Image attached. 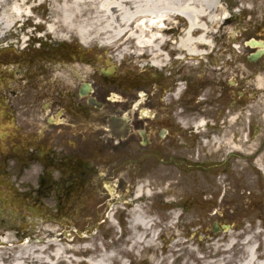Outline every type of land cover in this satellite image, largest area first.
<instances>
[{"label": "flooded vegetation", "instance_id": "1", "mask_svg": "<svg viewBox=\"0 0 264 264\" xmlns=\"http://www.w3.org/2000/svg\"><path fill=\"white\" fill-rule=\"evenodd\" d=\"M229 16L212 49L190 58L174 51L183 29L174 20L160 66L76 36L33 38L18 57L1 48L0 228L19 239L42 224L74 228L108 196H135L141 180L201 173L211 186L235 168L243 157L227 152L239 139L229 121L238 129L241 116L264 118V36L252 47L244 30L225 31L241 19ZM262 144L250 160L264 155Z\"/></svg>", "mask_w": 264, "mask_h": 264}, {"label": "rangeland", "instance_id": "2", "mask_svg": "<svg viewBox=\"0 0 264 264\" xmlns=\"http://www.w3.org/2000/svg\"><path fill=\"white\" fill-rule=\"evenodd\" d=\"M224 3L230 8L231 18L236 11L241 18L226 27L225 31L234 32L235 28L244 30L247 42L253 39L256 33H261L260 38L264 36V0H225ZM250 7L256 8L255 13H258L250 14ZM62 8L63 4L57 3L39 7L33 11L34 20L27 24L26 28L30 31V35L27 36L28 41L24 45L29 44L34 37L45 38V30L48 26L56 23L54 20L62 18L58 14ZM68 9H71V12H78L75 26L83 23L88 29L97 31L106 29L103 18L92 17H95L99 10L95 2H89L82 7L68 6ZM244 9L248 11L242 13ZM97 19L100 20L95 22ZM58 30L67 31L62 28ZM21 33H24L22 28ZM17 41V37L8 38L1 42V47L7 45L9 48V42ZM101 50L104 52L107 49L101 48ZM23 51L25 50L22 46H17L9 53L18 57ZM127 54L132 52L129 51ZM261 77L264 78V74ZM233 90L231 88V91ZM234 98L230 94V102ZM229 115L237 116L238 111H231ZM241 118L242 122H239L238 129L234 119L229 121L231 130L238 132L239 139L235 142L229 141L226 149L229 154H237L243 159L237 162L234 160L235 168H232L229 173L225 172L217 179L211 177L213 185L206 184L208 179L200 177L201 173H198L197 179H187L182 176L179 181L159 182L160 180L156 178L148 183L147 180H141L138 183L143 188L145 198L140 202L142 214L153 221L152 230L158 233L155 238L158 246L155 248L142 244L132 248L134 233L132 234L130 226L135 216L131 205L134 203V196L128 194L119 198L97 196L95 201H103L104 198L108 200L100 208L97 205L86 209L83 213L85 217H81L74 228L42 224L31 236L19 241L13 231L1 227L0 238L8 232L10 234L7 237L11 239L10 242L2 244V246L8 245L3 249L2 257L5 261L3 264H11L20 249L19 245L27 240L32 247L47 246L43 255L52 257L53 261L56 259L55 254L59 253L60 264H96L97 261L106 264H157V262L159 264H208V261H214L223 253H228L221 249V251H214L218 253L216 255L211 251V247L217 240L228 238L231 232L237 236L240 245L248 237L258 239L255 241L259 244H255L262 248L260 242L264 238V172L260 170L257 162L260 161L264 167V155H260L258 161L255 159L252 161L249 158L253 157L256 150L263 145L264 118L255 122L256 127L253 126L255 123L251 122V116L250 121L247 120L248 117L244 119L241 116ZM229 135L233 137V133ZM260 184L262 186L259 188ZM160 185L164 186L159 187ZM174 185L178 188L170 189ZM145 188L150 189L148 190L150 195L146 194ZM103 208H107L104 210L105 213ZM215 224L219 227L217 233L214 232ZM171 225L173 228H170ZM223 225H232L231 231L222 230ZM225 239L223 244L226 242ZM176 242L179 244L175 246L174 251L173 246ZM222 247L225 248V246ZM259 251L264 252L262 249ZM240 252L242 250L237 247L234 251L235 257H238Z\"/></svg>", "mask_w": 264, "mask_h": 264}, {"label": "bare ground", "instance_id": "3", "mask_svg": "<svg viewBox=\"0 0 264 264\" xmlns=\"http://www.w3.org/2000/svg\"><path fill=\"white\" fill-rule=\"evenodd\" d=\"M224 1L225 0H0V49L2 48L3 51L6 52L7 50L13 51L17 46H23L25 44V39L30 35V31L26 28L27 24L34 20L32 12L42 6L60 3L63 4V8L58 14L62 18H58L56 21L54 20L57 24L53 23L48 26L47 30H45V37H52L54 40H68L76 36L84 44L98 42L103 47L116 49L117 58H123L132 48L134 49V57L138 62L143 63L144 59L148 57L150 64L160 66L161 62L168 60L167 54L161 51V47L169 43V29L166 27L169 26L170 23H173L174 20L181 19L183 26L180 32L181 37L175 43L176 47L174 51H185L190 58L192 56H201L206 53L205 51L199 50L201 46L206 47V50L212 49L214 46V41L212 39L216 36V30L222 29L225 25L229 24V11ZM89 2L98 4L99 10L97 11V15L92 17L103 18L105 30L97 31L92 30V28L88 29L83 23H79L77 26L74 25L75 19L78 17V12H71L68 6L82 7L83 5L89 4ZM255 10L257 9H249L250 14H257L258 12L255 13ZM246 11L244 9L242 13ZM48 12L46 13L49 14ZM234 16L238 17L237 11L234 13ZM99 20L100 19H97L95 22ZM21 28L24 33H21ZM59 28L67 31L58 30ZM164 29L165 31L163 32L162 30ZM13 37H17L18 41L9 42V48H7V45H2L1 47V42ZM41 37L42 36H40V38ZM99 38L100 40H98ZM34 39L37 38L34 37ZM257 84L260 88L264 89V81L262 79H259ZM257 165L264 172V167L260 161L257 162ZM143 193V188L139 187L134 197V203H131L133 206V213L135 214L131 223L132 225L130 226L132 234L134 233V240L132 242L133 249L137 247L138 244L153 248L158 246L155 240L158 233L152 230L154 226L153 221L142 214L140 207V202L145 199ZM146 194L150 195V192L146 190ZM172 225L170 228H173ZM9 234L10 233L7 232L4 234V237L0 238V264H3L4 261L2 257L3 249L8 246H2V244L10 242L11 239L7 237ZM235 236L236 235L231 232L225 244H223L224 238L217 240L214 246L212 245L211 251H221L222 249L228 253H223L220 258L214 259V261H208V264H264V252L261 253L259 251L261 249L264 251V238H262L260 242L261 248L260 246L257 247L259 243L256 241L258 239H255V241L252 238L246 237L245 241L240 245L237 236ZM19 241L22 240L20 239ZM177 244H179V242H176L173 246V250L176 249L175 246ZM19 246L20 249L11 264H60L59 253L55 254L56 259L54 261L52 257L43 255L47 246L38 248L37 246L32 247L29 240L22 242ZM222 246H225V248ZM237 247L242 250V252H240L239 256L236 258L234 251ZM217 254L218 253H216V255ZM100 262L97 261L96 264H106ZM157 264L159 263L157 262Z\"/></svg>", "mask_w": 264, "mask_h": 264}, {"label": "water", "instance_id": "4", "mask_svg": "<svg viewBox=\"0 0 264 264\" xmlns=\"http://www.w3.org/2000/svg\"><path fill=\"white\" fill-rule=\"evenodd\" d=\"M251 45H252L253 47H255V46H257L258 44H256L255 42H252ZM252 60H254V58H253ZM215 232H217V229L215 230Z\"/></svg>", "mask_w": 264, "mask_h": 264}]
</instances>
